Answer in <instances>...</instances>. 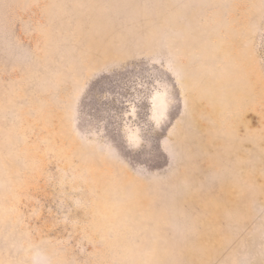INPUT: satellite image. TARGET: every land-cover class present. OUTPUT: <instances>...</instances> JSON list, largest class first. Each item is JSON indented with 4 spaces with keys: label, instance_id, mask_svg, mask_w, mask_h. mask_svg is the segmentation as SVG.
Listing matches in <instances>:
<instances>
[{
    "label": "rangeland",
    "instance_id": "1",
    "mask_svg": "<svg viewBox=\"0 0 264 264\" xmlns=\"http://www.w3.org/2000/svg\"><path fill=\"white\" fill-rule=\"evenodd\" d=\"M0 264H264V0H0Z\"/></svg>",
    "mask_w": 264,
    "mask_h": 264
},
{
    "label": "bare ground",
    "instance_id": "2",
    "mask_svg": "<svg viewBox=\"0 0 264 264\" xmlns=\"http://www.w3.org/2000/svg\"><path fill=\"white\" fill-rule=\"evenodd\" d=\"M161 110H162V111L165 110V107L161 108Z\"/></svg>",
    "mask_w": 264,
    "mask_h": 264
}]
</instances>
